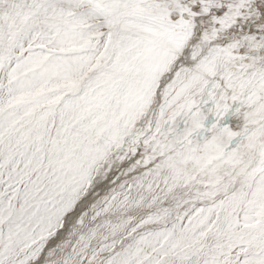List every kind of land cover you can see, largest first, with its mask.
I'll list each match as a JSON object with an SVG mask.
<instances>
[{
  "label": "snow or ice",
  "instance_id": "6c2138e0",
  "mask_svg": "<svg viewBox=\"0 0 264 264\" xmlns=\"http://www.w3.org/2000/svg\"><path fill=\"white\" fill-rule=\"evenodd\" d=\"M0 264H264V0H0Z\"/></svg>",
  "mask_w": 264,
  "mask_h": 264
}]
</instances>
